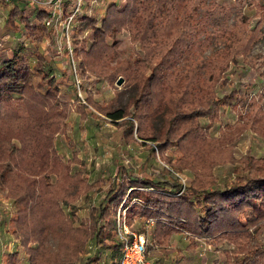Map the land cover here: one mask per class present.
Instances as JSON below:
<instances>
[{
    "label": "rangeland",
    "instance_id": "rangeland-1",
    "mask_svg": "<svg viewBox=\"0 0 264 264\" xmlns=\"http://www.w3.org/2000/svg\"><path fill=\"white\" fill-rule=\"evenodd\" d=\"M51 1H0V67L19 52L32 70L38 53L46 59V68L58 76L57 99L71 108L66 132L53 141L55 156L69 165L71 175L80 173L90 185L74 203L61 205L74 228L87 225L99 232L103 226L109 233L107 222L99 220L101 209L109 205V209H114L110 201L117 195L122 180L160 186L156 192L164 195H170L171 185L176 181L182 184L177 196H190L191 181L196 175L201 182L215 179L206 188L208 193L224 192L246 181L249 160L264 165V0H212L220 8L201 6L202 14L212 10L216 17L203 21L200 40L207 34L209 37L229 31L247 39L254 37L246 43L249 44L246 54L237 57V64H230L225 76L216 77L214 86L208 82L209 75L203 74L198 79L192 74H180L188 69L181 59L178 70L174 66L161 69L156 81L150 83L158 61H152L150 66L147 51L126 26L113 34H104L97 42L91 40L94 21H99L98 27H102L100 21L114 0ZM123 6L124 0H117L118 9ZM192 8L190 5V12ZM14 9L21 15L11 24L9 15ZM35 11L55 13L45 32L44 20L37 19ZM23 17L31 21L29 27L22 22ZM84 17L91 22L84 21ZM211 42L202 58L229 44L222 38ZM177 75L181 79L178 84ZM208 92L213 93L212 99ZM7 107V112L2 109L0 118H10L1 122L9 128L15 114L10 113L9 103ZM117 111L126 117L113 120L107 116ZM182 113L190 116L177 119ZM14 144L21 149L22 143L14 141ZM184 155L187 158L181 159ZM49 159L51 168L54 161L51 156ZM46 179L53 186L58 177L51 173ZM257 187L260 184L251 189ZM128 195L115 216L117 232L119 225L126 224L130 233L145 237L147 264H255L258 260L264 264L261 256L264 220L249 223V210L236 215L241 217V226L247 227L237 229L234 235L223 229L201 239L187 232L185 224L161 241L154 236V219H146L140 211L132 215L131 206L125 205ZM260 195L264 196V192ZM133 196L139 198L133 202L136 204L145 198L141 191H135ZM192 200L201 203L202 198ZM259 201H264V197ZM17 211L9 193L0 189V264L12 263V255H18L13 264H46L57 255L60 236L53 233L41 247L39 242L30 243L29 248L38 253L33 258L12 234ZM196 211L200 213L201 208ZM94 214L98 218L96 225ZM201 215L204 219L206 214ZM118 238L115 235L114 241L105 240L103 245L90 240L77 264H120L122 247L114 248L121 245Z\"/></svg>",
    "mask_w": 264,
    "mask_h": 264
},
{
    "label": "trees",
    "instance_id": "trees-1",
    "mask_svg": "<svg viewBox=\"0 0 264 264\" xmlns=\"http://www.w3.org/2000/svg\"><path fill=\"white\" fill-rule=\"evenodd\" d=\"M203 4L208 8H220L212 0H124V6L118 9L117 0H114L100 21L102 27H98L99 21H94L91 40L97 42L104 34H113L126 26L134 33L135 40L142 45L143 50L147 51L150 66L153 65L152 61H158L150 83L156 81L159 70H165L168 66L179 67L181 59V63L184 60L183 64L188 69L180 71V74L186 73V76L192 74L195 78L199 77L198 79H201L203 74L209 75L208 82L214 86L216 77L220 79L228 71L230 64H237L238 56L246 54L244 52L249 45L246 43H250L254 37L252 35L247 39L229 31L217 35L213 33L209 37L207 34L200 40V30H204V27H201L203 21L216 17V12L212 10L202 14L200 11ZM190 5L193 7L191 12ZM35 12L33 14L37 19L44 20L42 28L45 32L52 15L46 11ZM20 15L21 12L14 9L9 15L10 23L12 24L13 19ZM88 20V17H84V21ZM221 20L219 19V23ZM22 22L26 27L31 25L28 18L23 17ZM214 22L218 24V21ZM219 38L225 39L229 44L221 51L213 52L210 57L202 58L205 49L211 45V40ZM36 54L37 61L32 70L28 67L24 55L19 52L0 67V113L3 108L7 112L9 103L12 106L10 113L15 114L12 115L14 117L9 128L6 123L1 122L9 121L10 118L8 116L0 118V189L9 193L18 209L17 217L12 222V234L21 240L22 246L28 254L33 255V258L38 253L30 249L29 244L39 242L38 247H41L53 233L60 236L59 250L46 264H77L80 253L90 240L95 239L100 245H103L105 240L114 241L115 235L117 236L115 216L119 205L128 194L130 195L125 205L131 206L129 209H132V215L140 211L146 219H154V236L161 241L165 236L180 231L182 227L180 225L185 224L187 232L201 239L223 229L225 233L234 235L238 232L237 229L247 227L241 226L240 216L236 217L245 210H249L247 213L249 223L256 219L264 220V201H259L264 197L260 195L261 191L264 192V165L259 161L249 160L247 174L244 176L246 181L236 183L224 192L208 193L207 189L214 184L215 179L213 181L203 179L201 182L198 175L191 181L190 196H177L182 184L176 181L171 185L170 195H164L156 192V188H161L160 186L122 180L117 195L114 194L110 201L114 209H109L111 205L101 209L99 220L107 222L109 233L105 232L103 226L99 232L87 225L74 228L72 221L63 214L61 205L74 203L90 185L80 173L71 175L69 165L63 164L59 157L55 156L53 141L58 134L66 132V118L71 107L57 99L58 76L52 69L46 68V59ZM220 58L221 61L218 63ZM196 60L199 62L196 63ZM178 67L175 70H178ZM179 77L180 75L175 76L177 84L181 80ZM207 94H210V99L213 98L212 92ZM107 116L113 120L126 117L121 111L108 113ZM173 116L177 117L174 114ZM188 116L189 113H182L177 119ZM130 127L133 128L132 123ZM14 141L22 143L21 149L16 148ZM50 156L54 161L51 168ZM186 158L184 155L181 159ZM51 173L58 177L57 184L53 186L47 183L46 179ZM200 183L202 184L199 185ZM254 184H260V187L255 188L256 190L251 189ZM149 186L152 191L148 190ZM198 186L203 191L200 192ZM135 191H141L145 196L140 204L133 203L139 200L137 196H133ZM193 197L202 198L201 203L193 201ZM197 207L201 208L200 213L196 211ZM201 212L206 214L204 219ZM253 214L256 216L251 218ZM95 216L94 214L92 219L96 225L98 218ZM121 217L123 218L122 215ZM226 224L228 228H224ZM120 246L114 245V248L118 249ZM17 256L12 255L10 259L13 262L9 264L16 263L14 261L17 260ZM261 256L264 258V253H261ZM260 262L261 260H258L255 264H261Z\"/></svg>",
    "mask_w": 264,
    "mask_h": 264
},
{
    "label": "built area",
    "instance_id": "built-area-1",
    "mask_svg": "<svg viewBox=\"0 0 264 264\" xmlns=\"http://www.w3.org/2000/svg\"><path fill=\"white\" fill-rule=\"evenodd\" d=\"M0 1L4 3H9L11 0H0ZM53 1L61 2V0H53ZM77 11L74 13V16L77 13ZM51 15L53 17L55 13L53 12ZM128 229L129 228L126 224L118 226L117 235L119 237L118 239L121 242V247H122V253H121L122 258L120 264H147L144 261V256L146 252L145 237L143 235L138 236L137 234L130 233Z\"/></svg>",
    "mask_w": 264,
    "mask_h": 264
},
{
    "label": "water",
    "instance_id": "water-1",
    "mask_svg": "<svg viewBox=\"0 0 264 264\" xmlns=\"http://www.w3.org/2000/svg\"><path fill=\"white\" fill-rule=\"evenodd\" d=\"M121 84H122V81L119 82V85H121Z\"/></svg>",
    "mask_w": 264,
    "mask_h": 264
}]
</instances>
